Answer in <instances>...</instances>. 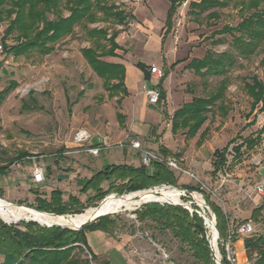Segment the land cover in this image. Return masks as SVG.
<instances>
[{"label":"rangeland","instance_id":"obj_1","mask_svg":"<svg viewBox=\"0 0 264 264\" xmlns=\"http://www.w3.org/2000/svg\"><path fill=\"white\" fill-rule=\"evenodd\" d=\"M115 1L117 0H111L112 3ZM190 1L198 0L182 1L174 14L173 28L168 35L172 45L168 49L166 44L163 51L170 63L177 61V65L165 81V99L154 105V108L159 110L155 126L157 133H149L150 128L152 129L150 125L144 135L150 139L155 136V140L157 136H161L169 151L178 154V166L184 171H173L176 186L162 184L163 186L156 185L145 189L174 187L180 193L177 201L190 204L192 211L195 209L192 204L200 210L198 199L206 204L213 203L227 216L230 230L249 221L253 235L263 234L264 130L259 134L258 143L248 151L242 147L244 152L237 158L232 157V146L240 143L241 138L256 136L264 126V110L255 109L250 112L251 99L243 86L252 74H256L264 82V63L260 64L264 57V40L259 42L250 56L243 57L233 44L229 33L211 36L214 30H219L223 25L234 27L242 17L249 15L252 10L245 9L248 0H220L222 5L203 11H200L199 7H189ZM263 4L264 0L259 7ZM11 5L10 0L0 3V35L15 15H7V9ZM141 5L144 6L143 3ZM58 8L63 16L68 14L65 0H60ZM192 10L195 12L191 13ZM211 11H216L217 16H206ZM137 14V17L142 16L140 9ZM45 15L49 19L55 16L53 13ZM127 22H124L125 27L122 30L128 28ZM102 24L103 22L99 21L92 27L106 25ZM17 34V29L8 34L5 40L8 48L20 41ZM219 38L221 41L215 42V39ZM88 41L84 29L80 26L74 29L71 37L67 36L57 42L48 54H41L35 49L14 56L4 50L0 41V165H7L12 159H16L7 172L0 175V198L14 204L33 206V190L48 199L51 190L59 189L64 203L71 205L66 214H76L74 211L82 212L86 208L95 207L105 197L100 201L92 200L94 191H82L81 179L89 178L107 163H140V150L118 146L120 141L128 144L130 140H139L131 132L127 133L126 126L118 123L115 118V112L120 111V106L116 104L120 94L110 96L103 88L101 78L94 74L82 57L80 49L88 47ZM166 42L169 43V39ZM224 51L233 59L232 64L227 66V83L221 96L224 110L215 108L213 114L207 113V120L192 137L186 136V128L183 127L172 132L170 116L173 111L183 103L189 102L193 96H208L215 92L224 76L211 72L203 73V70L195 71L189 65L190 60L200 59L208 52L216 56ZM163 53L159 51V43L156 45L151 41L146 47H137L133 51V57L146 62L153 60L161 65L160 57ZM160 69L163 72L166 67ZM153 79L157 83L160 78ZM12 81L16 83L15 86H11ZM29 91H32L31 95ZM139 91L141 94L138 106L142 105L141 100L144 97L141 85ZM23 103L26 106H23ZM259 106L260 104L257 105ZM129 108L128 122H133L137 115L133 113L131 105ZM138 109L140 108H136L135 112H138ZM205 126L208 131L203 139L198 140L199 133ZM230 140L235 142L227 148L225 165L212 175V151L224 147ZM144 145L140 143L141 148L153 150ZM97 146L100 147L97 153L90 152V148ZM20 153L27 155L21 159L16 158ZM35 167L41 168L43 172L44 178L40 183L32 181V171ZM183 185H198L200 189L192 193L187 189L182 192L180 187ZM259 185H263L262 192L258 191ZM101 187L107 189L108 182H103ZM110 194L113 193L107 195L111 196ZM72 197L76 198L79 204L69 203ZM151 202L140 203L132 208L121 207L107 214L114 220V227L135 233V246L141 252H146L144 256L150 263L153 257L172 264H200L194 259L189 245L173 237L169 229L153 222L151 218L143 221L136 219L134 211ZM207 206L211 211L209 205ZM256 207H261L258 221L249 218L251 211ZM205 211L210 213L207 209ZM201 213L203 214L202 211ZM21 221L34 220L4 222L18 224ZM18 226L23 228L22 224ZM207 233L210 239V229H207ZM216 236L214 251L220 260L218 232ZM245 236L238 233L236 240ZM224 247L226 258L230 255L231 259H234L232 262L229 260L231 264H239L241 257L237 255L233 242H226ZM84 254L88 257L86 251ZM136 256L141 257L140 254Z\"/></svg>","mask_w":264,"mask_h":264},{"label":"trees","instance_id":"obj_2","mask_svg":"<svg viewBox=\"0 0 264 264\" xmlns=\"http://www.w3.org/2000/svg\"><path fill=\"white\" fill-rule=\"evenodd\" d=\"M3 1L0 0V3ZM168 1L170 6L165 20L166 32L172 27L173 16L183 0ZM261 1L263 0H248L245 9L252 10L249 15L242 17L241 21L234 27L223 25L219 30H214L211 36L229 33L241 56H250L259 42L264 40V4L260 8ZM59 2L60 0H10L12 5L7 9V15L9 17L13 13L15 15L10 19L3 34L0 35L4 50L11 52L14 56L35 49L41 54H48L57 42L67 36H72L75 26H80L84 29L85 35L90 41L88 47L80 49L82 57L92 71L101 78L103 88L108 91V94L110 96L116 95L117 91L123 86L124 67L119 63H109L101 60L100 57L115 55L114 50L119 48L115 41L118 31L111 30L108 35L107 27H89V24L110 20L113 23H123L127 18V14L111 0H65L68 15L63 16L62 11L58 8ZM222 4L223 2L220 0H198L190 1L188 6L199 7L200 11H203ZM193 12L195 11L192 10L191 13ZM45 13H53L55 16L53 19H49ZM206 16L216 17V11H211ZM13 29H17V36L20 41L8 48L5 40ZM219 41H221L220 38L215 39V42ZM232 62L231 55L225 51L216 56L208 52L200 59L192 58L190 60L189 65L195 71L203 70V73L211 72L215 75L224 76L215 92L210 93L208 96H193L189 102L183 103L180 108L173 112L170 117L172 132H176L179 127H183L186 128V136L192 137L207 120V113L213 114L215 108H223L221 96L227 83L225 74L227 66H230ZM263 63L264 57L260 60V64ZM175 64L176 62L172 63L170 67ZM135 65L144 72L145 78H149V72L146 71V67L142 63L137 62ZM168 72L167 68L164 69L156 84L159 90V101L165 98V91L162 89L161 83ZM15 84L12 81L11 86H15ZM243 86L251 99L250 112L255 109L263 111L264 82L256 74H252ZM29 94L31 95L32 91H29ZM119 100L120 98L116 99L117 104H119ZM258 104H260L259 107H257ZM22 105L26 106L25 103ZM116 118L122 121L124 115L116 112ZM263 130L264 126L256 136H246L241 138L240 143L234 144L232 146V157H239L244 152L241 150L242 147L245 151L252 149L258 143L259 134ZM207 131V126H205L200 131L198 140L203 139ZM232 142L235 141L230 140L224 147L215 148L212 151V175H215L225 165L227 148ZM158 150L163 156L170 155L176 158L178 156L177 153H171L161 146L158 147ZM26 155V153H20L16 158L21 159ZM15 161L16 159H12L7 165H0V175L5 174L8 167ZM173 171L175 170L157 161H153L147 166L141 163L137 166L126 163H107L91 174L89 178L80 180L81 190L84 192L94 191V195L91 197L92 200L97 199L100 201L109 193L127 194L162 184L176 186ZM103 182H108V187L105 190L101 187ZM180 188L188 191L200 189L198 185H183ZM32 192L35 204L28 207L57 214H66L67 209L71 208V205H67L62 200V192L59 189L51 190L48 199L39 195L36 190ZM187 197L190 198V196ZM69 200L72 205L79 204V201L74 197ZM207 205H209L215 216V226L220 240L218 251L221 260L224 264H230L226 258L224 245L228 236L230 242L236 241V227L230 230L228 218L220 207L209 202ZM192 207L198 209L194 204H192ZM260 212L261 207L254 208L249 218L258 221ZM74 213H81V211L77 210ZM134 213L139 221L151 218L153 222L169 229L173 237L181 243L189 245L194 259L200 264H215L209 247L204 219L195 210L190 212L178 204L151 202L141 205L140 209H136ZM18 224H22L23 228H20ZM18 224H7L0 219V257L2 258L0 264H90V261L96 260V256L87 247L85 233L96 229L106 230L114 225V220L110 218L109 214H105L83 225L78 230L59 225L41 226L34 221H21ZM230 231L231 233H229ZM243 248L249 264H264V233L246 235L243 238ZM84 251L89 254L90 258L84 254Z\"/></svg>","mask_w":264,"mask_h":264},{"label":"crops","instance_id":"obj_3","mask_svg":"<svg viewBox=\"0 0 264 264\" xmlns=\"http://www.w3.org/2000/svg\"><path fill=\"white\" fill-rule=\"evenodd\" d=\"M142 3L144 4V6L141 5ZM114 4L118 6L119 9L124 10L127 14V18L125 21H128V28L122 30V28L125 27V21L123 23H113V21L111 20L101 21L103 22V24H106L102 25L103 27H107L108 35L110 34L111 30L118 31L115 37V41L119 45V48H116L114 50L115 55H104L101 56L100 59L109 63H119L124 67L123 86L116 93V95L120 94V96L117 97L120 98L119 104H117L116 102L117 106H120V111L116 112H120L124 115L125 122L124 119L122 121H119L116 118V112L115 118L117 119L118 123H120L121 125L124 124L126 126L127 133L131 132L136 137V139L140 141L142 146L145 144V147L153 148V150L155 147H157V149L155 148V150L158 153H161L158 150L159 146L169 151L168 147L163 143V139L161 136H157V140H155L156 138L154 136L153 138H151L154 139L152 142L149 141L151 140L150 138L144 136L146 134V131L149 129L150 125H152V129L150 128L149 133L152 135H156L157 129L155 126L157 125V120L159 118V114H157L159 110L154 108V104L148 103L145 95H143L144 97L141 100L142 105H137L138 98H140L139 94H141V92L139 91V86L142 83H145L147 85H156L158 82H154V76L150 73L149 78H145L144 72L140 68H138L135 63H142L146 67V71L147 67L151 64H154L159 68L166 67L169 72L161 83V87L165 91V81L170 76L171 71H173V69H175L177 65V61H173L170 63L166 55L163 53L166 44L168 49L172 45V40L170 37H168V35H170V31L173 26L168 32H166L165 26V20L170 3L168 0H140L137 2L134 0H117L114 2ZM139 9L142 12V16L137 17V11ZM67 15L68 14H65V16ZM93 24H89V26L92 27ZM76 27L77 26H75V28ZM167 39H169V43L166 42ZM151 41L154 42L156 45L159 43V51L160 53H163L160 57L161 65L157 64V62L153 60L146 62L142 60H137L133 57V51L137 47H146L148 44H150ZM88 43L90 45V41H88ZM174 62H176V64L173 67H170V65ZM165 64H167L168 66H166ZM129 105L133 107V113H136L137 115V119L133 122H128L127 118L129 117ZM136 108H140L138 109V112H135ZM161 112L163 111H160V113ZM85 235L88 249L96 256V260L93 261V264H102L103 262L105 264L170 263L166 262V260H157L153 257L152 263H150L147 257L144 256L146 252H141V250H139V248L135 246L137 242V239L135 238V233L121 231L119 228H117V226L109 227L106 230L96 229L92 231H87ZM233 245L236 248L237 255H240L241 257V261L239 264H249L244 256L243 239H237L235 242H233ZM136 254H140L141 257H137ZM170 264H172V262Z\"/></svg>","mask_w":264,"mask_h":264},{"label":"bare ground","instance_id":"obj_4","mask_svg":"<svg viewBox=\"0 0 264 264\" xmlns=\"http://www.w3.org/2000/svg\"><path fill=\"white\" fill-rule=\"evenodd\" d=\"M163 186V185H162ZM154 191H135L123 195L122 197L111 195L107 197L97 208L89 207L83 210L81 213L76 214H66V216H52L47 213H39L35 209L28 206H16L9 203L7 200L0 198V216L7 222H15L19 219L34 220L41 224H60L71 226L74 224H80L83 221L91 218L93 215L97 214H107L110 212H115L119 208H132L134 205L144 203L146 201H171L178 202L180 193L178 189L174 187H161ZM202 203V200H199ZM211 232V242L213 248L215 249L216 233L214 231V226L212 222L209 221V226ZM218 258V257H217Z\"/></svg>","mask_w":264,"mask_h":264},{"label":"built area","instance_id":"obj_5","mask_svg":"<svg viewBox=\"0 0 264 264\" xmlns=\"http://www.w3.org/2000/svg\"><path fill=\"white\" fill-rule=\"evenodd\" d=\"M123 1H129V0H123ZM134 1L137 2L140 0H134ZM147 71L151 75H153L154 77L160 78L162 76V70L159 67L155 66L154 64L149 65L147 67ZM141 91L146 96L148 103L154 104V105L158 103V101H159V90H158L156 85H147L145 83H142L141 84ZM118 146H120V147L129 146L133 149L140 150V155H139L140 156V163L143 165L147 166L151 162L157 161V162L164 163L166 166H168L174 170L184 171L178 166V161H177L176 157H174V156H163L154 150L141 148L140 142L137 140H130L128 144H126V143L124 144V142L120 141V143H118ZM99 149H100V147L97 146V147H92L89 150H90V152L95 154V153H97V151H99ZM191 176H193V174H191ZM43 178H44V176H43L42 169L39 167H35L34 170L32 171V181L35 183H40L43 181ZM257 188H258L259 192H262L263 185H259ZM181 190H182V192H184V189H181ZM192 192H189V193H192ZM188 202L190 203V201H188ZM199 205H200V210L203 212V214L198 209H194V210L204 219L205 227L207 229H209L208 226H209V221L211 222L210 218H211L212 212L209 211L208 206L204 201H202V203ZM205 209H207L210 213H207L205 211ZM189 211L192 212L191 209H189ZM204 215H206V217ZM235 232L237 234L239 233L241 235H249L252 232L251 222L246 221V222L241 223L240 225H238L235 228ZM229 233H231V231ZM207 235H209V234L207 233ZM226 242H228V243L230 242L229 236H228ZM88 258H90L89 254H88ZM227 260L228 261L231 260V262H232L234 259H233V257L231 259V256L228 255ZM231 262H230V264H231ZM90 264H93V262L90 261Z\"/></svg>","mask_w":264,"mask_h":264},{"label":"water","instance_id":"obj_6","mask_svg":"<svg viewBox=\"0 0 264 264\" xmlns=\"http://www.w3.org/2000/svg\"><path fill=\"white\" fill-rule=\"evenodd\" d=\"M156 189H145V190H138V191H154V192H156L155 191ZM188 192H192V191H188ZM128 194V193H127ZM184 194V193H183ZM113 195H116V196H119V197H122L123 195H125V194H121V195H118V194H115V193H113ZM109 195H107V196H105L95 207H94V209L96 210L97 208H99V206H100V204L108 197ZM154 201H156V200H154ZM9 202V201H8ZM147 202H151V201H146V202H144V203H147ZM156 202H159V201H156ZM9 203H11V204H14V203H12V202H9ZM162 203H167V204H178V205H181L182 207H184V208H186V209H191L190 208V204H186V203H183V202H171V201H164V202H162ZM14 205H16V206H24V205H21V204H18V203H16V204H14ZM26 207V206H25ZM34 209V208H33ZM36 210V209H35ZM192 210V209H191ZM37 212H39V213H47V214H49V215H52V216H66V214H57V213H51V212H45V211H40V210H36ZM102 215H105V213L104 214H97V215H93L91 218H89V219H87V220H85V221H83L82 223H80V224H72L71 226H67V225H60V224H57V223H55V224H44V225H47V226H51V225H59V226H63V227H67V228H69V229H73V230H78V229H80L83 225H85V224H87V223H89L90 221H92V220H94V219H96L97 217H99V216H102ZM213 215V216H212ZM212 215H211V218H210V220H211V222H212V224H213V226H214V231H215V233H216V235H217V229H216V226H215V217H214V214L212 213ZM1 217V216H0ZM2 218V217H1ZM3 219V218H2ZM4 220V219H3ZM5 221V220H4ZM7 222V221H6ZM7 223H9V222H7ZM212 237V236H211ZM211 237H210V239H209V236H208V241H209V247H210V249H211V255H212V259L214 260V262H215V264H224V262L220 259H218L217 258V255H216V253H215V251H214V248H213V245H212V242H211Z\"/></svg>","mask_w":264,"mask_h":264}]
</instances>
